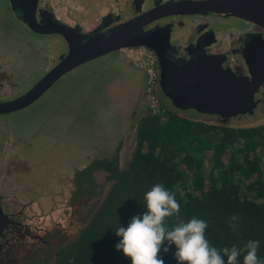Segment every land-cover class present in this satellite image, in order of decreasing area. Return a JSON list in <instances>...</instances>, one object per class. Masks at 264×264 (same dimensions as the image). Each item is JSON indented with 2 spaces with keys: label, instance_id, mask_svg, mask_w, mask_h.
<instances>
[{
  "label": "flooded vegetation",
  "instance_id": "flooded-vegetation-1",
  "mask_svg": "<svg viewBox=\"0 0 264 264\" xmlns=\"http://www.w3.org/2000/svg\"><path fill=\"white\" fill-rule=\"evenodd\" d=\"M187 1L206 0H35L33 9L29 10H26V7L31 8L33 0H2L0 1V32L5 31L8 28L6 24L12 22L16 27L21 26L19 30L22 32L28 31L38 38H50L53 47L63 45V50L47 57L51 59V62L49 59L50 64L48 62V66L45 67L48 73L67 54L68 45L61 34L46 31L63 27L75 31L84 37L83 41H85L93 34L123 25L165 4ZM31 10L32 22L38 29L35 32L27 26ZM157 13L164 14V10ZM214 19L237 20L249 24L237 18L206 13L192 16H164L142 26L141 30L146 32L168 28L169 49L166 53L172 61L185 63L200 55L217 56L221 58L224 69H229L239 78H249L243 57L244 49L253 35L259 34L264 39V30L250 24L249 28L244 30H236L233 27L224 32H217L212 24ZM22 52L24 46L20 44L12 53L0 50V105L20 98L38 82L28 90H20V83L27 72ZM37 52L42 57L47 55L42 48ZM154 68L159 78L157 62ZM128 71V79H130L127 85L132 93L134 91L137 93V100L136 107L129 109L126 114L128 128L124 131V137L116 144L109 156L112 158L117 155L119 166L121 156L130 143L131 121L138 114L145 99L144 75L131 67ZM158 93L162 96L159 83L157 98ZM254 102L256 105L252 114L240 115L228 119L227 122H223L218 116L201 115L205 119L200 121L234 128L264 126V84L255 93ZM26 108L0 113V120L5 121L0 124V207L6 216L0 235V264H35L48 258L52 260L59 248L75 241L79 232L88 224L90 220L88 201L90 199L96 201L106 193L104 191L106 186L110 187L106 181V173L103 171L93 172L96 184L105 186L96 188L95 197L82 194L83 191L76 187L75 175L94 160L90 159L87 162H79V166L73 167L67 189L62 187L61 190L59 188L53 190L51 187L56 184L48 183V176L52 171L47 173L46 170L33 167L32 161L28 162L24 155L25 139L20 133L11 131L10 125H6L9 117L19 115ZM240 119L245 122L239 126L232 123ZM56 169L59 168H54L53 171ZM45 187H49L50 191L44 192ZM62 189H66L67 192ZM35 201L39 205L34 204ZM75 208H80L76 214H74Z\"/></svg>",
  "mask_w": 264,
  "mask_h": 264
},
{
  "label": "trees",
  "instance_id": "trees-1",
  "mask_svg": "<svg viewBox=\"0 0 264 264\" xmlns=\"http://www.w3.org/2000/svg\"><path fill=\"white\" fill-rule=\"evenodd\" d=\"M158 98L163 112L148 110L139 118L135 148L125 167L120 168L115 155L94 159L77 171L75 185L82 194L96 196L95 171L106 173L109 190L76 240L60 247L52 261L35 264H72L73 257L74 264H131L117 250L122 238L115 232L132 217H142L145 194L157 183L174 194L185 222L195 217L208 223L212 246L243 249L249 240L259 241L258 258L264 264V126L205 123L172 108L163 95ZM233 215L239 217L235 230L228 224ZM174 222L170 218L168 226ZM175 252L173 244L159 258L178 264Z\"/></svg>",
  "mask_w": 264,
  "mask_h": 264
},
{
  "label": "rangeland",
  "instance_id": "rangeland-1",
  "mask_svg": "<svg viewBox=\"0 0 264 264\" xmlns=\"http://www.w3.org/2000/svg\"><path fill=\"white\" fill-rule=\"evenodd\" d=\"M212 24L217 32H224L233 27L236 30H244L250 25L237 20L216 19L212 20ZM6 25L8 28L0 32V50L12 53L18 49L19 44L24 46L22 57L27 72L19 88L28 90L47 73L45 67L50 59L47 57L63 50V45L53 47L50 38H38L28 31L22 32L19 30L21 26L16 27L12 22ZM39 48L47 54L45 57L37 54ZM129 67L143 74L122 53L92 60L59 79L39 100L19 115L6 120L10 130L20 133L25 139V147L22 148L27 161H32L33 167L46 170L47 173L52 171L48 176V183L56 184L51 187L53 190H61L62 187L67 189V185L69 187V175L73 167L79 166V162L109 158L116 144L124 137V131L128 128L126 114L129 109L136 107L137 100V93H132L127 85L130 79ZM163 99L170 104L164 96ZM149 109L145 97L141 109L131 121L130 143L120 159L122 168L128 164L135 148L136 124ZM185 112L189 118L205 119L195 111ZM2 121L0 120V124ZM244 122L240 119L232 123L239 126ZM57 167L59 169L53 171ZM99 178L101 182V177ZM98 186L102 187L101 184ZM43 189L44 192L50 191L49 187ZM66 189L62 191L67 192ZM107 190L109 186H106L104 191L107 193ZM106 193L89 203L90 216L99 207ZM34 204L39 205L37 201ZM78 209L80 208L74 209V214ZM44 261L52 260L48 258Z\"/></svg>",
  "mask_w": 264,
  "mask_h": 264
},
{
  "label": "water",
  "instance_id": "water-1",
  "mask_svg": "<svg viewBox=\"0 0 264 264\" xmlns=\"http://www.w3.org/2000/svg\"><path fill=\"white\" fill-rule=\"evenodd\" d=\"M34 1L32 7L27 6L26 10L33 9ZM163 10L164 14L158 15L157 12ZM206 13L237 18L264 30V0H206L165 4L123 25L93 34L85 41L75 31L63 27L46 31L65 38L67 54L26 94L11 103L0 105V113L28 107L62 76L83 64L106 55L122 53L123 50L145 47L156 57L160 92L176 110L218 116L223 122L252 114L256 105L254 95L264 84V39L261 35H253L244 49L249 78H239L229 69H224L221 58L217 56L200 55L185 63L172 61L166 53L169 49V29L141 30L142 26L164 16ZM27 23L32 31L38 30L32 22V10ZM5 221L6 216L0 207V235Z\"/></svg>",
  "mask_w": 264,
  "mask_h": 264
},
{
  "label": "clouds",
  "instance_id": "clouds-1",
  "mask_svg": "<svg viewBox=\"0 0 264 264\" xmlns=\"http://www.w3.org/2000/svg\"><path fill=\"white\" fill-rule=\"evenodd\" d=\"M147 211L132 217L125 228L119 226L115 234L122 239L116 245L118 251L130 258L131 264H164L159 258L161 250L167 253L174 244L178 264H238L243 255V264H262L258 258L259 241L249 240L243 249L236 246L222 250L212 246L206 237L208 223L191 218L187 222L180 216V204L174 194L157 183L145 194ZM175 218L170 227L167 221ZM239 217L233 215L229 226L235 230ZM167 242V247H164ZM75 258L73 257L72 264Z\"/></svg>",
  "mask_w": 264,
  "mask_h": 264
},
{
  "label": "built area",
  "instance_id": "built-area-1",
  "mask_svg": "<svg viewBox=\"0 0 264 264\" xmlns=\"http://www.w3.org/2000/svg\"><path fill=\"white\" fill-rule=\"evenodd\" d=\"M122 54L144 74V94L147 98L151 114L163 112L156 95L159 78L154 68L156 64L154 53L149 49L142 47L138 49L123 50Z\"/></svg>",
  "mask_w": 264,
  "mask_h": 264
}]
</instances>
